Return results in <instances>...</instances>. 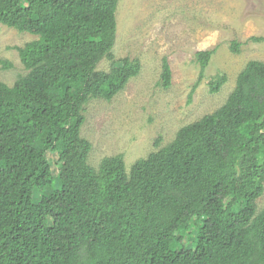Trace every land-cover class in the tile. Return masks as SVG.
<instances>
[{
	"label": "trees",
	"instance_id": "16d2710c",
	"mask_svg": "<svg viewBox=\"0 0 264 264\" xmlns=\"http://www.w3.org/2000/svg\"><path fill=\"white\" fill-rule=\"evenodd\" d=\"M119 1L0 0L1 25L38 37L18 49L27 76L0 82V264H264V62L247 63L223 106L129 175L119 158L87 164L84 106L138 71L127 58L96 70L111 56ZM215 52L196 53L200 78ZM161 67L167 89L166 59ZM224 81L212 78L210 91ZM48 152L60 164L50 194ZM188 231L194 245L175 248Z\"/></svg>",
	"mask_w": 264,
	"mask_h": 264
},
{
	"label": "rangeland",
	"instance_id": "374dc122",
	"mask_svg": "<svg viewBox=\"0 0 264 264\" xmlns=\"http://www.w3.org/2000/svg\"><path fill=\"white\" fill-rule=\"evenodd\" d=\"M116 40L108 59L97 72L120 68L127 58L138 67L137 75L110 100L91 99L82 112L80 138L90 144L87 164L99 170L119 158L126 175L133 166L166 147L177 132L217 111L232 93L237 77L250 61L264 62V0H120L116 12ZM38 40L0 24V82L11 87L28 71L18 49ZM232 41L240 52H230ZM216 48L200 78L196 53ZM171 70V84L160 85L162 61ZM223 75L216 93L209 82ZM40 146V142L36 144ZM53 185L60 189L57 153L46 154ZM264 206V195L257 201ZM193 225V224H192ZM183 233L175 248L192 247L195 234Z\"/></svg>",
	"mask_w": 264,
	"mask_h": 264
}]
</instances>
